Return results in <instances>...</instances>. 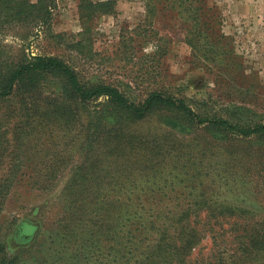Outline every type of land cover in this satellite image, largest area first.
Segmentation results:
<instances>
[{
  "label": "rangeland",
  "instance_id": "rangeland-1",
  "mask_svg": "<svg viewBox=\"0 0 264 264\" xmlns=\"http://www.w3.org/2000/svg\"><path fill=\"white\" fill-rule=\"evenodd\" d=\"M50 1L47 23L31 39L29 51L56 56L83 81L113 84L131 100L156 89L184 97L205 112L264 120V0ZM3 43L15 46L16 41L7 37ZM55 87L57 92L55 81L48 85ZM28 102L20 92L0 99V256L18 255L20 264L49 260L58 248L50 241L53 222L64 210L62 198L68 192L63 185L75 178L72 174L80 163L89 166L94 155L100 168L95 177L103 181L114 171L106 146L83 145L84 129L73 117L40 114L52 97L37 102L42 117L32 115V108L28 111ZM164 127L159 115L151 114L128 130L151 141ZM184 137L201 149L191 152L205 158L201 164L210 175L174 177L170 166H162L156 177L168 175L163 189L152 183L136 189L128 182L117 191L103 188L91 194H215L232 206V215L228 223L214 225V239L205 236L192 248L188 264H264V251L242 254L237 237L244 228L264 232V159L259 163L254 158L218 157L239 152L264 155V144H224L201 129ZM151 162L136 164L137 183L157 167ZM202 165L194 164L189 171H203ZM124 167L127 164L121 163L119 171ZM180 178L187 180L178 184ZM37 180L54 185L40 191L32 185ZM23 220L39 228L29 243L11 248L7 238Z\"/></svg>",
  "mask_w": 264,
  "mask_h": 264
},
{
  "label": "trees",
  "instance_id": "trees-1",
  "mask_svg": "<svg viewBox=\"0 0 264 264\" xmlns=\"http://www.w3.org/2000/svg\"><path fill=\"white\" fill-rule=\"evenodd\" d=\"M52 8L50 0H0V99L20 92L29 101L28 111L32 108V115L73 117L84 129L83 145L106 146L114 171L104 181L96 179L100 168L94 155L89 166L80 163L75 168L72 174L75 178L63 185V190L68 192L62 198L64 210L54 220L56 225L51 231L50 241L58 248L50 253L49 260L43 257L36 264H188V256L200 240L205 236L216 237L214 225L228 223L233 212L229 203L218 200L215 194L91 193L103 188L117 191L128 182L136 189L145 188V183L163 189L168 175L162 173L164 177L160 180L156 177L162 166L163 169L170 166L174 177L186 173L192 177L206 176L209 172L201 164L205 158L191 152L197 144L187 141L185 133L201 129L224 144H264V120H241L210 110L205 112L191 106L184 97L156 89L135 101L113 84L83 81L62 59L29 51L31 39L46 25ZM7 37L16 41L15 46L3 43ZM53 81L58 84L57 92L56 87L48 88ZM49 97H52L51 105L47 103L38 114L37 102ZM151 114H158L165 126L151 141L128 130ZM261 153L239 152L218 157L222 161L232 157L254 158L261 163L264 159ZM150 158L157 167L151 168L144 182L137 183L136 164L141 160L151 162ZM121 163L129 169L124 167L119 171ZM194 164L202 165L203 171L190 172ZM258 170L261 177L262 167ZM186 180L180 178L178 184ZM32 185L48 191L54 183L37 180ZM38 228L37 223L21 221L8 236V246L23 247ZM237 237L242 254L264 251V232L249 233L244 228ZM0 264H20V261L18 255L0 256Z\"/></svg>",
  "mask_w": 264,
  "mask_h": 264
}]
</instances>
